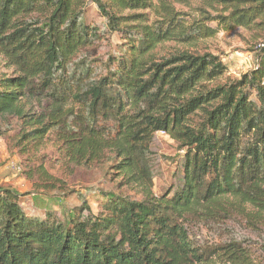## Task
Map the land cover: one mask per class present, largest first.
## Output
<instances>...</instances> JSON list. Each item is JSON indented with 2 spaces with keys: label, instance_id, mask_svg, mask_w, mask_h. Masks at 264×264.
<instances>
[{
  "label": "trees",
  "instance_id": "1",
  "mask_svg": "<svg viewBox=\"0 0 264 264\" xmlns=\"http://www.w3.org/2000/svg\"><path fill=\"white\" fill-rule=\"evenodd\" d=\"M239 29L252 67L218 83L226 59L201 43ZM0 53L15 69L0 78V138L51 139L90 176L66 219L2 188L0 264H264V233L235 229L247 207L264 212V0H0ZM159 132L185 155L175 185L139 198L129 187L153 186ZM40 173L44 192L75 195Z\"/></svg>",
  "mask_w": 264,
  "mask_h": 264
},
{
  "label": "rangeland",
  "instance_id": "2",
  "mask_svg": "<svg viewBox=\"0 0 264 264\" xmlns=\"http://www.w3.org/2000/svg\"><path fill=\"white\" fill-rule=\"evenodd\" d=\"M192 5H187L182 1L175 4L178 10L186 13ZM87 20L97 24L103 23L94 8L90 10ZM107 41L114 49L121 44L116 34L111 35ZM249 41H251V36L239 29L230 34L221 32L216 38L201 43V47H208L212 53L226 59L228 73L218 83L223 84L230 79H239L248 70L250 63L246 61V56L250 54ZM174 48H177L175 44L167 43L157 50V54L162 57ZM14 70L7 58L0 53V78L11 77ZM20 139L21 133L17 129L8 137L0 138V190L10 189L23 195L22 202L28 214L43 215L42 210H52L63 219L68 218V210L80 204L76 197L78 192L85 193L83 188L90 186V176L82 172L71 175L66 166L65 155L55 141L47 139L43 144H30L22 143ZM152 151L155 167L153 186L151 189L138 184L129 187L131 194L139 198L147 193L157 197L162 196L175 185L182 158L185 155L180 145L164 132L156 134ZM41 169L55 178L59 186L74 190L75 195L62 199L44 192L46 182L41 177ZM87 201L93 212L99 214L104 199L100 195H88ZM198 210L203 211L204 209ZM245 210L235 217V222L238 224L235 229L238 233H243L247 237L264 233V212L250 207ZM217 264H222V262Z\"/></svg>",
  "mask_w": 264,
  "mask_h": 264
},
{
  "label": "built area",
  "instance_id": "3",
  "mask_svg": "<svg viewBox=\"0 0 264 264\" xmlns=\"http://www.w3.org/2000/svg\"><path fill=\"white\" fill-rule=\"evenodd\" d=\"M231 59H233V58H231ZM246 61L248 62V64L250 63L249 68H248V69H250L252 67V55L251 54H248L246 56Z\"/></svg>",
  "mask_w": 264,
  "mask_h": 264
}]
</instances>
